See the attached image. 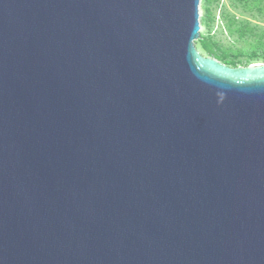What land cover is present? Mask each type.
Listing matches in <instances>:
<instances>
[{
	"label": "water",
	"instance_id": "95a60500",
	"mask_svg": "<svg viewBox=\"0 0 264 264\" xmlns=\"http://www.w3.org/2000/svg\"><path fill=\"white\" fill-rule=\"evenodd\" d=\"M200 2L0 0V264H264V62Z\"/></svg>",
	"mask_w": 264,
	"mask_h": 264
},
{
	"label": "rangeland",
	"instance_id": "374dc122",
	"mask_svg": "<svg viewBox=\"0 0 264 264\" xmlns=\"http://www.w3.org/2000/svg\"><path fill=\"white\" fill-rule=\"evenodd\" d=\"M200 24L201 36L217 42L218 53H228L237 66L264 62V0H201Z\"/></svg>",
	"mask_w": 264,
	"mask_h": 264
},
{
	"label": "trees",
	"instance_id": "16d2710c",
	"mask_svg": "<svg viewBox=\"0 0 264 264\" xmlns=\"http://www.w3.org/2000/svg\"><path fill=\"white\" fill-rule=\"evenodd\" d=\"M197 42L208 55L214 56L215 58L223 61L226 64L232 65V66H237V63H239L235 61L234 59L227 57L229 55L228 53H225V52H222L221 54L218 53L221 47L217 42H214L210 40L209 38L202 37L201 35Z\"/></svg>",
	"mask_w": 264,
	"mask_h": 264
}]
</instances>
